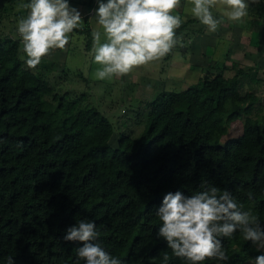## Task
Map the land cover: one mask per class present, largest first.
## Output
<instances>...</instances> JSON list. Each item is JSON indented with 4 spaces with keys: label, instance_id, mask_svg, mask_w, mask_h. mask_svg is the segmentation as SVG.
Returning <instances> with one entry per match:
<instances>
[{
    "label": "trees",
    "instance_id": "trees-1",
    "mask_svg": "<svg viewBox=\"0 0 264 264\" xmlns=\"http://www.w3.org/2000/svg\"><path fill=\"white\" fill-rule=\"evenodd\" d=\"M86 2L90 7L92 0ZM83 18L75 31L88 49L93 31ZM3 38L0 264L9 256L15 264H86L79 242L63 240L80 220L95 222L98 240L122 264H165L166 253L167 264H190L157 238L156 209L169 191L227 189L264 227V113L251 116L256 97L239 91L247 67L229 77L204 75L200 87L159 91L146 102L140 133H120L112 147L109 119L96 107H80L67 91H54L23 66L18 40ZM237 121L240 132L223 140ZM222 240L229 260L203 264H243L261 254L239 232Z\"/></svg>",
    "mask_w": 264,
    "mask_h": 264
},
{
    "label": "clouds",
    "instance_id": "clouds-1",
    "mask_svg": "<svg viewBox=\"0 0 264 264\" xmlns=\"http://www.w3.org/2000/svg\"><path fill=\"white\" fill-rule=\"evenodd\" d=\"M260 0H191V12L209 31L215 32L221 19L214 18L210 9L218 3L231 11L224 16L240 21L248 15L250 3ZM97 23L103 28L107 42H101V32L93 31L92 52L94 63L101 65L95 72L99 80L122 77L134 68L167 56L178 43L176 29L182 20L172 13L180 0H96ZM28 9L26 18L18 21L17 32L23 41L28 59L26 65L35 69L43 57L53 49H64L69 34L83 27L81 11L71 6L69 0H30L22 5ZM252 199L251 194L249 200ZM156 215L162 222L157 238H163L176 257L190 264L206 260L227 262L229 256L222 238L233 237L237 232L243 239L264 250V227L251 208L245 210L227 190L215 186L194 195L182 191L167 192ZM99 231L94 221L80 220L66 228L63 240L79 242V258L86 264H122L110 255L98 240ZM167 253L163 261L167 264ZM7 264H15L14 257ZM253 264H264V251Z\"/></svg>",
    "mask_w": 264,
    "mask_h": 264
},
{
    "label": "rangeland",
    "instance_id": "rangeland-1",
    "mask_svg": "<svg viewBox=\"0 0 264 264\" xmlns=\"http://www.w3.org/2000/svg\"><path fill=\"white\" fill-rule=\"evenodd\" d=\"M80 1L69 0V3L78 8L83 17L87 14L91 30L100 31L101 42H107L95 17L96 0H92L90 7L87 0ZM25 3H30V0H0V41L5 36L18 40L17 55L27 67L23 41L17 32L18 21L26 18L29 11L22 7ZM193 6L191 0H180V6L172 13L181 17L183 29L169 56L134 68L122 77L113 76L105 80L95 77L101 65L94 63L91 54L93 38L90 47L85 49L84 35L75 29L69 34V43L64 49H53L42 58L41 63L46 60L45 66L40 63L35 69L27 68L39 73L54 91H67L69 96L77 97L80 107L93 106L101 111L112 125L108 140L112 147L116 146L120 133L132 136L140 133L146 102L159 91L200 87L204 75L219 71L229 77L236 73L237 67H247L246 74H239V91H249L256 97L251 116L264 113V9L261 8L264 0L250 3L248 15L240 21L227 19L224 13L231 9L218 3L210 9L214 18L222 21L215 32L209 31L193 16ZM240 130L241 124L237 121L229 126L223 140L236 136ZM253 262L247 260L243 264Z\"/></svg>",
    "mask_w": 264,
    "mask_h": 264
}]
</instances>
